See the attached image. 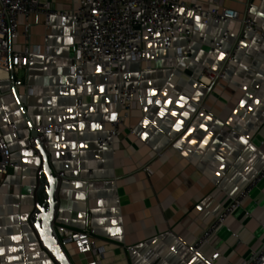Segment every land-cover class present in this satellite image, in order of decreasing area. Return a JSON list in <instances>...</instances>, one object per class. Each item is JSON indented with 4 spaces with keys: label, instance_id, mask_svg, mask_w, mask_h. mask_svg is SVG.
<instances>
[{
    "label": "crops",
    "instance_id": "1",
    "mask_svg": "<svg viewBox=\"0 0 264 264\" xmlns=\"http://www.w3.org/2000/svg\"><path fill=\"white\" fill-rule=\"evenodd\" d=\"M51 1L63 10L79 3ZM181 1L208 9L217 0ZM220 1L240 18L250 11L264 34V0ZM182 12L189 40L177 37L168 50L159 39L146 40L142 59L129 58L121 78L88 63L81 86L69 70L77 41L72 21L53 15L47 25L44 14H31L25 37L20 19L14 47L39 52L14 75L0 71V135L18 165L0 182V264H60L42 239L50 184L29 140L43 124L66 128L47 136L48 166L58 179L51 224L93 228L102 264H210L216 250L221 257L211 264H241L263 244L264 180L210 245L191 250L264 164V37L257 42L248 31L238 42L240 20L204 26L193 10ZM213 40L223 49L211 48ZM120 80L138 89L137 105L114 145L101 146L98 137L118 112L109 86ZM70 251L72 264H85Z\"/></svg>",
    "mask_w": 264,
    "mask_h": 264
},
{
    "label": "built area",
    "instance_id": "2",
    "mask_svg": "<svg viewBox=\"0 0 264 264\" xmlns=\"http://www.w3.org/2000/svg\"><path fill=\"white\" fill-rule=\"evenodd\" d=\"M74 5L76 0H66ZM193 10L204 26L211 23L219 24L229 19L240 20L242 34L238 42L245 41L246 33L254 31L256 41L264 37L261 26L254 15L248 11L242 18L238 12L222 5L220 0L214 5L204 9L200 4L193 2L186 4L181 0H79L77 6L69 10L57 9L51 0H0V71L12 75L26 69L30 57L38 54L37 47L26 45L23 49H16L15 42L20 34V19H23V34L29 36L30 26L27 23L31 14H44L46 24H49L53 15L61 16L72 21L77 41L74 45L69 70L76 79L77 86H81L86 78L85 66L88 63H98L103 74L117 73L120 78L127 60H141L142 47L146 40L159 39L165 50L173 46L177 37L189 40L192 29L188 25L186 14L182 8ZM204 42V38L200 39ZM211 48L222 50V40H213ZM235 50L234 52L236 51ZM234 52L230 55L233 57ZM186 51H180L183 56ZM15 85H21L22 80H16ZM109 91L112 101L118 106V112L109 122L105 134L98 137L99 145L113 146L121 136L125 121L137 105L138 89L125 86L120 80L111 84ZM83 104L82 98L77 106ZM83 119L85 114H81ZM103 126V122H99ZM11 132L20 140L18 130L13 123L9 124ZM37 137L31 136L30 147L34 153L41 155L37 140L47 151L49 134H63L66 128L62 124H43L35 126ZM18 165L12 159L11 151L0 135V182L1 178ZM62 173L59 177H62ZM264 180V164L262 168L248 181L230 202L214 216L212 221L193 240L191 250L199 254L201 249L211 244L212 238L225 225L226 221L241 207L243 201L249 198L259 184ZM264 230V222L261 224ZM53 235L69 259L72 257L70 248L77 255L82 256L85 264H102L104 250L94 243L96 231L93 228L77 231L63 224H52ZM237 239L238 234H232ZM221 254L216 250L208 263L217 260ZM71 261V260H70ZM241 264H264V242L257 250L251 252L250 257Z\"/></svg>",
    "mask_w": 264,
    "mask_h": 264
},
{
    "label": "water",
    "instance_id": "3",
    "mask_svg": "<svg viewBox=\"0 0 264 264\" xmlns=\"http://www.w3.org/2000/svg\"><path fill=\"white\" fill-rule=\"evenodd\" d=\"M33 136L36 138L37 133L34 131ZM38 148L40 150L41 156L44 160V172L49 182V190L47 193V207L43 210L42 214V224H41V232L42 239L45 242V245L50 249L51 253L57 259L60 264H72L70 259L67 257L61 246L59 245L57 239L53 235L52 231V218L54 214V195L57 186L58 179L53 176L51 170L49 169L47 162V154L43 149V146L39 140H37Z\"/></svg>",
    "mask_w": 264,
    "mask_h": 264
}]
</instances>
